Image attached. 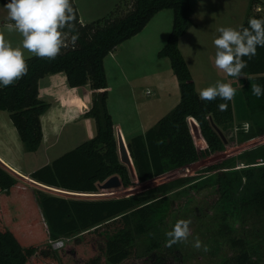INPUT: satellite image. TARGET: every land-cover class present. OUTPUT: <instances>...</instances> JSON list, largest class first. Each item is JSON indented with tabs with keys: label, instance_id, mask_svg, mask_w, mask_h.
<instances>
[{
	"label": "trees",
	"instance_id": "obj_1",
	"mask_svg": "<svg viewBox=\"0 0 264 264\" xmlns=\"http://www.w3.org/2000/svg\"><path fill=\"white\" fill-rule=\"evenodd\" d=\"M193 1L123 0L130 5L125 12H121L119 4L111 17L82 24L71 0L79 31L75 48L69 43L54 60L33 55L26 58L27 75L13 86L0 88V111L8 113L25 151L37 152L43 138L41 116L50 106L39 98V81L62 72L69 87L89 85L95 92L92 105L84 115L94 120L96 132L49 164L33 170L29 174L33 181L68 192L93 193L98 190V184L118 176L121 186L127 188L134 183L129 169L135 173L137 182L145 183L224 150L223 140L214 127L233 122L232 102H227V110L221 111L218 105L225 101L199 99L178 47L180 38L192 25ZM8 2L0 0L1 5ZM167 9L172 10V28L157 56L169 59L178 82L179 101L143 134L132 136L122 146L108 110L104 58L141 32L155 14ZM250 17L264 18L251 13L242 24L244 27L248 26ZM244 59L248 61L244 77L264 87V47H258L257 55L251 60ZM257 99V107L264 110V96ZM258 135H264V126L258 130ZM204 142L206 147L202 148ZM259 152L264 159V144ZM234 167V160L228 158L210 165L206 172L213 173L210 179L214 180L217 195L224 205L221 231L229 236L233 247L245 252L243 237L232 236L231 220L239 218L240 205L264 210V173L257 177L253 170L236 172ZM188 180L178 178L121 198H66L40 189L31 191L0 167V264H27L37 251L40 260L50 264L59 255L51 251L53 248L45 250L46 245L49 239L59 238L66 240L57 252L67 246V239L81 241L92 250H96L99 242H104L105 264H118L130 257L131 251L136 254L138 235L150 236L146 253L161 249L165 240L153 237L151 231L160 229L175 190L183 192L199 187V183ZM173 186L176 188L172 189ZM92 263L96 264L97 259Z\"/></svg>",
	"mask_w": 264,
	"mask_h": 264
},
{
	"label": "rangeland",
	"instance_id": "obj_2",
	"mask_svg": "<svg viewBox=\"0 0 264 264\" xmlns=\"http://www.w3.org/2000/svg\"><path fill=\"white\" fill-rule=\"evenodd\" d=\"M116 1L76 0V5L81 9V16L89 18L85 23H90L111 17L109 12L113 10ZM254 2L255 0H194L192 26L178 43L197 93L202 88L214 85L218 80L231 83L236 89V94L231 100L234 120L227 126L217 128L224 143L223 151L200 158L184 168L170 171L145 183L137 182L136 177L129 171L134 183L127 188L122 187L121 183L120 186L103 188L101 183L97 185L96 192L73 193L38 184L29 177L31 169L37 168L44 158L54 160L81 142L92 138L96 132L94 120L84 115L92 105L95 92L89 85L69 87L65 74L60 72L50 74L39 81V98L50 106L41 116L45 139H42V145L37 152L25 151L8 113L0 111V156L24 173L19 176L20 174L6 168L1 162L0 167L31 191L40 189L66 198L82 199L127 197L178 178H189L188 181L191 183H199V187L183 192L179 189L175 190L168 201L160 229L157 228V231L151 233L153 237L162 238L166 243L165 233L172 229L175 222L178 219L190 218L192 235L189 240L199 237L209 250L206 252L202 249L197 250L191 243L175 244L169 248L164 243L163 248L146 253L150 236L138 235L135 238L136 254L131 251L130 257L121 260L118 264H264V210L255 206L240 205L239 218L231 220L234 227L232 236L243 237L247 250L242 252L233 247L229 236L221 231L224 205L217 195L214 180L210 179L213 173L206 172V168L210 165L230 158L234 160L236 172L248 168L253 170L257 177L259 173H264V159H261L259 152L264 144V135H258V130L264 126V110L257 107L258 99L252 94V83L249 78L227 76L216 69L213 63L216 51L213 39L219 35L216 29L221 26L242 25L253 13ZM261 3L263 4L264 0H261ZM127 5L120 3L122 13ZM117 14L119 15V12ZM6 17L7 11L0 4V31L8 22ZM147 25L150 34L148 43L134 46L129 45L126 40L121 43L122 45L120 44L121 46L118 45L120 47L115 52L119 61L113 62L111 58L105 61L108 109L113 115V120L121 121L125 130L138 126L141 117L136 113L151 108L152 113L159 119L170 112L179 101L178 82L170 68L169 59L157 56L172 28V10H163ZM4 36L14 47L19 46L22 40V37L15 32L4 31ZM24 55L26 59L33 54L24 50ZM147 88L151 90L152 95L146 94L150 93ZM87 104L89 106L86 108ZM245 124H248V130L242 129ZM115 132L122 146L126 145L118 126ZM49 139H52L53 143L47 150ZM67 240H69L67 246L60 249V252L51 250L56 251L59 257H55L50 264H93L92 260L95 258L96 264H105L104 242H99L96 250H92L74 238ZM52 241L55 240L49 239L45 250L52 248ZM39 256L41 255L37 251L27 264H46Z\"/></svg>",
	"mask_w": 264,
	"mask_h": 264
},
{
	"label": "clouds",
	"instance_id": "obj_3",
	"mask_svg": "<svg viewBox=\"0 0 264 264\" xmlns=\"http://www.w3.org/2000/svg\"><path fill=\"white\" fill-rule=\"evenodd\" d=\"M7 11L6 22L0 31V88L13 86L28 73V64L24 50L41 59L54 60L61 54L69 43L75 48L79 39L76 28V10L71 0H9L3 5ZM4 31L18 33L21 37L19 46L14 47L7 41ZM219 34L214 37L216 49L214 66L229 77H244L243 70L248 61L257 55V48L264 47V18L250 17L248 26H221L216 29ZM246 78V77H245ZM252 94L264 96V87L259 84L251 85ZM150 92V90H149ZM236 94L231 83L216 81L212 86L202 88L198 97L202 101L211 102L219 98L225 101L218 105L219 110H227L228 103ZM192 220L178 219L172 229L165 233V246L171 248L175 244H189L197 250L208 251L199 237L192 241ZM54 250L64 246L62 239L52 241Z\"/></svg>",
	"mask_w": 264,
	"mask_h": 264
},
{
	"label": "crops",
	"instance_id": "obj_4",
	"mask_svg": "<svg viewBox=\"0 0 264 264\" xmlns=\"http://www.w3.org/2000/svg\"><path fill=\"white\" fill-rule=\"evenodd\" d=\"M75 2V5H76V0L74 1ZM121 2H123V0H117L116 2H115V4H114V8H113V10L111 11L110 10V12H109V14L110 13H112L113 11H114V9H115V7H116V5H119ZM130 5L128 4L127 5V8L129 7ZM76 8H77V11H78V15H79V20H80V22L82 23V24H85V21H89L88 19L89 18H83L82 16H81V9L76 5ZM126 8V9H127ZM126 9H125V11H126ZM124 11V12H125ZM163 11V10H162ZM162 11H160V12H158L157 14H155V16H153V18H155L158 14H160V13H162ZM105 11L103 10V12L102 13H104ZM166 14V13H165ZM107 15V14H106ZM193 11H192V13H191V20L193 19ZM167 17L169 18V15H167ZM152 18V19H153ZM157 18H159V17H157ZM151 19V20H152ZM150 20V21H151ZM149 21V22H150ZM155 21H156V19H155ZM148 22V23H149ZM147 23V24H148ZM192 23H193V21H192ZM192 26V25H191ZM148 30V25H146L144 28H143V30L141 31V32H139L138 34H136L135 36H133L132 38H130V39H128L127 40V43L129 44V45H134V46H140V45H142V44H144L145 42H149V40H150V34H149V32L147 31ZM190 30V29H189ZM188 30V31H189ZM187 31V32H188ZM182 38V37H181ZM180 38V39H181ZM126 42V41H125ZM124 43V42H123ZM122 43V44H123ZM121 44V45H122ZM120 45V46H121ZM120 46H117L115 49H114V51H112L111 53H109L105 58H104V67H105V61H106V59L107 58H111V61H113V62H115V61H119L118 60V58H117V56H116V53L115 52H117V49H119V47ZM133 46V47H134ZM132 47V46H131ZM146 90H148L149 91V89L147 88ZM147 91V92H148ZM151 91V90H150ZM147 95H152V92H150V93H146ZM136 95V94H135ZM89 106V104H87V106H85L86 108ZM85 108V109H86ZM84 109V108H83ZM84 109V110H85ZM84 110H81V112L82 111H84ZM109 110V109H108ZM153 111L151 110V108H147L146 110H144L142 113H136V115L137 116H139L140 115V117H141V119H139L138 120V126H136V128H132V129H129V130H125V128H124V126H123V123L121 122V121H114V124H115V128L118 126L119 127V129H120V131H121V133H122V135H123V137H124V142L126 143V141L129 139V138H131L132 136H135V135H138V134H143L152 124H154L158 119H157V116L156 115H154L153 113H152ZM111 114V113H110ZM111 116H112V119H113V115L111 114ZM145 118V119H144ZM43 140L45 139V137H44V133H43V138H42ZM51 143H53V141H52V139H49V141L47 142V150H49L50 148H51ZM41 145H42V143H41ZM123 145V144H122ZM41 147V146H40ZM52 160H48V159H45L44 158V160L43 161H41L40 162V164L38 165V167H41V166H43V165H45V164H49L50 162H51ZM0 162H4L9 168H11L13 171H15L16 173H18L19 172V174L21 175V174H23L24 172H22L20 169H18V168H16L15 166H13L10 162H8L6 159H4L3 157H1L0 156ZM3 166V165H2ZM7 166H6V168H7ZM4 167V166H3ZM37 167V168H38ZM37 168H35V169H37ZM35 169H31V172L33 171V170H35ZM30 172V173H31ZM28 175V174H27ZM26 178V177H25Z\"/></svg>",
	"mask_w": 264,
	"mask_h": 264
},
{
	"label": "water",
	"instance_id": "obj_5",
	"mask_svg": "<svg viewBox=\"0 0 264 264\" xmlns=\"http://www.w3.org/2000/svg\"><path fill=\"white\" fill-rule=\"evenodd\" d=\"M190 120V119H189ZM189 125H190V121H189ZM214 127V126H213ZM215 128V130L218 132V130H217V127H214ZM191 129V128H190ZM219 134V133H218ZM220 136V135H219ZM222 139V138H221ZM194 142H196V141H194ZM206 147V145H205V142H204V147H202V148H205ZM198 148V147H197ZM201 148V147H200ZM126 149H127V147H126ZM124 164V163H123ZM128 169H129V167H128ZM129 171H130V169H129ZM131 172V171H130ZM133 174H134V177H135V173L133 172ZM116 186H120V180H119V178H118V176H112V177H110V178H108L106 181H104L103 182V184H102V187L103 188H111V187H116Z\"/></svg>",
	"mask_w": 264,
	"mask_h": 264
},
{
	"label": "built area",
	"instance_id": "obj_6",
	"mask_svg": "<svg viewBox=\"0 0 264 264\" xmlns=\"http://www.w3.org/2000/svg\"><path fill=\"white\" fill-rule=\"evenodd\" d=\"M252 12L254 13V14H256V15H261V16H264V3L262 4L261 3V0H257L256 1V3L252 6ZM248 124H245L244 126H243V128L242 129H245V130H248ZM2 163V162H1ZM2 164H4L5 166H7L5 163H2ZM8 167V166H7ZM9 168V167H8ZM10 170H12L11 168H9ZM13 171V170H12ZM14 172V171H13ZM16 173V172H15ZM16 174H18L19 175V173H16ZM19 176H21V175H19ZM51 246H52V244H51ZM52 248H53V246H52Z\"/></svg>",
	"mask_w": 264,
	"mask_h": 264
}]
</instances>
